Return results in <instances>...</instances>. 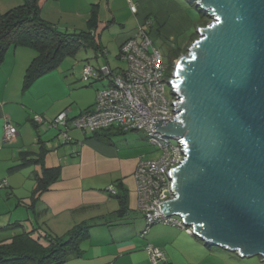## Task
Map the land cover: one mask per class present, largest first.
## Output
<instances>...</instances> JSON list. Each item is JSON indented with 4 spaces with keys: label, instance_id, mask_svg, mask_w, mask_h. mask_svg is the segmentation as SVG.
Here are the masks:
<instances>
[{
    "label": "crops",
    "instance_id": "0c3cea01",
    "mask_svg": "<svg viewBox=\"0 0 264 264\" xmlns=\"http://www.w3.org/2000/svg\"><path fill=\"white\" fill-rule=\"evenodd\" d=\"M128 2L133 3L127 0V5ZM23 3L24 0H0V15ZM109 3L110 0H43L39 3L40 16L58 29L65 26L69 30L76 24L86 25L94 7L99 20H103L105 4L110 11V21L101 22H110L108 28L119 27L115 39L118 50L134 36L138 27H142L152 41L160 39L172 46L186 41L184 45L188 46L189 35L197 26L196 15L183 0H136V13L127 10L130 15L127 17H131L128 23L111 12ZM35 57L31 49L10 48L0 67V182L6 183L0 189V242L8 240L12 234L31 231L34 228L31 220L42 218L49 220L46 226L50 232L63 224L68 229L85 223L90 226L88 238L80 245L81 254L71 256L63 264H151L146 251L148 246L163 252L164 260L157 264H204L209 258H219V253L174 227L152 226L145 237H140L145 221L137 208L134 172L138 160L146 155L131 140L134 138L118 139L120 133L114 130L105 132V137H94L71 129L68 132L71 141L64 144L57 141L56 134L49 131L48 121L68 108L73 116L91 109L96 89L86 94L85 101L82 94L75 97L72 94L81 87L55 98L45 88L49 80L56 79V86H64L53 71L23 90L24 75ZM98 80L94 79L91 84H106ZM34 115L43 120L31 123ZM8 124L16 128L17 134L5 141ZM42 148L46 151L45 167L57 169V176L33 210H28L25 204L30 202L35 177L40 175L41 169L34 162L23 165V160L37 159ZM118 182L127 192L128 213L122 218L110 216L113 222L106 228L103 223L94 225L118 210V203L109 192H116ZM191 239L200 247L193 246Z\"/></svg>",
    "mask_w": 264,
    "mask_h": 264
},
{
    "label": "water",
    "instance_id": "95a60500",
    "mask_svg": "<svg viewBox=\"0 0 264 264\" xmlns=\"http://www.w3.org/2000/svg\"><path fill=\"white\" fill-rule=\"evenodd\" d=\"M210 23L174 64L172 198L158 206L204 245L264 263V0H191ZM174 111V110H173Z\"/></svg>",
    "mask_w": 264,
    "mask_h": 264
},
{
    "label": "built area",
    "instance_id": "2783aa9c",
    "mask_svg": "<svg viewBox=\"0 0 264 264\" xmlns=\"http://www.w3.org/2000/svg\"><path fill=\"white\" fill-rule=\"evenodd\" d=\"M131 12L136 13V7L129 2ZM119 60L127 64V68L112 71L106 66L99 69L86 66L83 68V80L97 78L99 74L105 80L106 86L97 90L93 112L83 114L67 126L69 116L66 112L57 116L50 128L59 126L61 133L57 136L61 144L69 142V128L91 134L95 131L116 128L121 132L143 131L148 136L149 144L160 150L161 156L156 160L137 162L134 179L136 183L137 208L142 214L148 232L151 225L161 224L183 230L188 235L191 229L175 217L162 215L158 206L172 198L169 169L181 164L184 158L181 145L172 139L153 131L155 119H166L174 122L177 117L173 105L178 98L170 87L173 79L174 64L167 67L162 62L160 52L154 47L151 38L142 27H138L132 38L125 41L119 51ZM174 110V111H173ZM35 122H41L39 116H34ZM17 134L15 127L6 125L4 138L8 141ZM6 183L0 182V188ZM112 193H114L113 190ZM151 264L164 260V254L157 248H146Z\"/></svg>",
    "mask_w": 264,
    "mask_h": 264
},
{
    "label": "trees",
    "instance_id": "16d2710c",
    "mask_svg": "<svg viewBox=\"0 0 264 264\" xmlns=\"http://www.w3.org/2000/svg\"><path fill=\"white\" fill-rule=\"evenodd\" d=\"M41 1L43 0H24V3L21 6L16 7L3 15H0V67L3 64L6 53L10 48H28L36 53V57L32 60L24 75L23 90L29 88L30 85L39 77L55 70V68L65 58L74 57L75 54L80 50H91L95 53V55L98 53L102 54L104 58L107 56V52L102 47L99 38L102 32L106 30L108 25L111 23L101 22L98 18L95 7L91 10L90 17L86 24V31L67 32L60 31L55 27V25L50 24L42 19L40 16L39 5ZM133 5L136 7L135 4ZM200 12V22L202 21V25L199 27H204L208 24L210 18L203 11ZM196 30L197 28L194 29L192 33H190L188 38L190 42L188 46H185L184 49L179 45L173 46V50L177 57L186 54L187 48L193 41L197 39ZM116 58V60H119V54ZM102 66L100 65L98 67L92 68L99 69ZM172 66L173 62L170 67ZM110 70L112 69L110 68ZM96 77L97 78H92L91 80L94 81V79H96L99 81L98 79H100V81L105 82V80L102 79L99 74ZM106 85L107 84H105V86ZM94 107L95 102L91 109H86L77 116H69V120H67V126H71L70 121L73 119L83 114L93 112ZM52 121L53 120L48 121L49 128V125ZM31 123L37 124L38 122H35L32 118ZM50 129H56L58 131L55 135V138L58 141L57 136L59 133L63 132L62 128L56 126L55 128ZM71 129L73 128H69V130ZM110 130L117 131V133L120 134H126L125 132H121L116 128H108L95 131L88 135H92L94 137H105L107 135L104 133ZM41 150L42 152L39 153L37 159L23 160V165H25L27 162H34L39 164L41 169L40 175H36L35 177L36 183L29 197L30 202L29 204H25V207L28 210H33L35 203L39 200L40 196L48 190L49 186L55 181L57 176V169H49L45 167L44 157L46 151L43 148ZM115 191L116 192L114 193H112V191L109 192L117 201L118 210L109 216L97 220L94 222V225H99L100 223H103L104 225L112 224L113 221L110 220V216L113 215L122 218L128 213V198L125 188L118 182L116 183ZM111 218L114 219V217ZM15 225L16 224L13 226ZM16 226L20 227L21 225L17 224ZM152 226L154 225H151L149 229ZM37 228L38 227H34L31 231H24L19 235H14L8 240L0 242V264H63L71 256L77 257L81 254L80 245L88 238L90 226H88L86 223L77 225L71 228L66 232L65 235L61 237L53 236L46 232L41 233L40 229L37 230ZM145 229L146 224L142 232L139 234L142 238L147 234H144ZM205 246L211 248L208 245Z\"/></svg>",
    "mask_w": 264,
    "mask_h": 264
},
{
    "label": "rangeland",
    "instance_id": "374dc122",
    "mask_svg": "<svg viewBox=\"0 0 264 264\" xmlns=\"http://www.w3.org/2000/svg\"><path fill=\"white\" fill-rule=\"evenodd\" d=\"M133 1V3L136 0H131ZM186 3V6L188 5L189 8H191L193 10V13L196 15V20H197V26L196 28H199L200 25H202V21L200 22V14H201V10L198 9L197 6H195L194 2H192L191 0H183ZM135 4V3H134ZM111 10V12L116 15L117 17H120L118 19H122V20H126L127 23L129 22V19H131V17H127L130 16L129 13H127V10H129V7L127 5V0H110L109 6H108ZM103 10H105L102 14L103 22L105 21H110V11L107 10V7H105L104 4V8ZM101 17V16H100ZM109 17V18H107ZM108 19V20H106ZM133 20L135 21V19L133 18ZM132 20H130L131 23ZM211 20L208 21V24L210 23ZM65 23V22H63ZM60 31H69V32H79V31H86L87 30V26L84 24H76V26H71L69 28V30L65 29V26H61V28H59ZM118 30L119 27L116 25H112V27L107 28L106 30H104L100 36V41L101 43L104 45V47H106V49L108 50V55L104 58V56L102 54H97L95 55V53L91 50H80L78 51L74 57H67L65 58L56 68L55 70H53L52 72L54 74H56L58 76V78L60 79L62 85L64 86L63 88L60 86H56V79L53 80H49V82L47 83V85L45 86L46 90L50 92V94L53 97H61L62 95H69V92L71 93V89L73 88H78L81 87L78 91H74L72 92L73 96L75 97L77 94H82L83 100H86V94H92V91L94 93V90L96 89H102L104 88L105 84L102 82H95L91 85H89L91 82H93V80H89V81H84L82 76H83V68L86 66H90V67H98V66H110L112 70H117V69H125L127 68V64L125 62H121L120 60H116V56H118L119 54V50L117 48V42L115 41L117 34H118ZM154 47L160 52L161 57H162V62L164 65H166L167 67H170V65L172 64V62L174 63L175 61L178 60V58L175 55L174 52V48L171 45V43L168 42H162L160 39L152 41ZM183 42V41H182ZM186 42V41H185ZM185 42L184 43H180L179 46H181V48H185ZM107 52V51H106ZM176 56V57H175ZM95 58H98V62H95ZM175 59V60H173ZM52 74V73H51ZM53 80V81H52ZM86 91H88L89 93H86ZM95 91V98H96V92ZM70 102L73 100H69ZM95 102V99H94ZM47 102H45L46 105ZM71 109L68 108L66 109V113L70 116H73L71 114ZM78 115V114H77ZM76 115V116H77ZM41 117V116H40ZM51 121V120H50ZM49 131H52L51 133H54V135L58 132L56 129H49ZM50 133V134H51ZM143 139H142V138ZM124 139V138H134L131 140H134V143H136V146L141 149V152L144 156V160H156L161 156V152L159 149H157L155 146L149 144L148 142V136L145 132L140 131V132H131V133H126V134H119L118 135V139ZM135 141V139H137ZM172 142L175 144L176 141L172 140ZM33 223V227H37L36 225H38V229H40L41 233H49L53 236L58 235L59 237L62 236L65 232L69 231V229L71 228H66V226H58V228H55V232H50L48 231L47 228V224L49 222V220H44V219H40L36 218V221L34 219L31 220ZM38 222V224H37ZM154 226H165L167 227V225H161V224H156ZM153 226V227H154ZM104 227L106 228L107 226L104 225ZM171 227V226H168ZM32 228H30L31 230ZM68 229V230H67ZM21 233V232H20ZM19 234V233H18ZM13 235L9 236V238H11ZM37 236V235H35ZM7 238V239H9ZM190 240V237H189ZM192 244L193 246L196 247H200L197 244L195 245L194 239ZM199 241V240H198ZM197 243V242H196ZM204 245V244H203ZM202 248V247H201ZM213 252H217L219 253L217 256H219V258H209L206 260V262L204 264H264L261 260V257H251V258H240L238 257L236 254L231 253V252H226L224 250H221L219 248L216 247H211L210 248ZM201 264V263H199Z\"/></svg>",
    "mask_w": 264,
    "mask_h": 264
}]
</instances>
